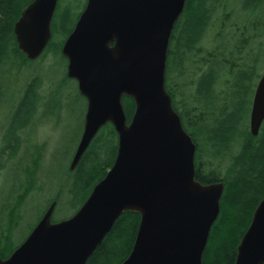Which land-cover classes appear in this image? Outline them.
I'll use <instances>...</instances> for the list:
<instances>
[{"label": "water", "instance_id": "water-1", "mask_svg": "<svg viewBox=\"0 0 264 264\" xmlns=\"http://www.w3.org/2000/svg\"><path fill=\"white\" fill-rule=\"evenodd\" d=\"M187 1L88 0L62 49L67 75L88 102L70 169L108 123L119 138L115 162L71 218L54 223V202L0 264H87L125 212L140 214L141 221L122 264H203L225 183L196 179L197 146L166 88L171 37ZM58 3L33 0L15 23L18 47L29 60L40 58L49 45ZM124 96L136 104L129 123ZM263 123L264 74L250 115L254 137ZM235 264H264V199Z\"/></svg>", "mask_w": 264, "mask_h": 264}, {"label": "rangeland", "instance_id": "rangeland-1", "mask_svg": "<svg viewBox=\"0 0 264 264\" xmlns=\"http://www.w3.org/2000/svg\"><path fill=\"white\" fill-rule=\"evenodd\" d=\"M219 3L215 6L211 26L200 43L203 50L201 53H191L184 67H180L176 57H171L166 83L169 91L176 96L180 112L183 111V102L188 106L198 105L197 96H201L204 116L187 112L185 119L188 123H185V127L199 144V153L205 161L215 162L213 168L221 172V177H225L236 169V157L243 148L242 144L247 142V129L250 131L251 104L249 106L247 102L253 98L255 82L251 71L257 70L260 75L264 73V24L259 19L264 13V4L253 12L250 10L253 0H220ZM86 5L87 0H60L52 23V38L43 56L29 60L25 65L19 62L13 75H8L12 84L9 94L0 102L2 259L23 244L54 202L56 209L53 222L57 223L71 218L87 200L88 192L77 193L78 171H71L70 164L83 135L88 104L79 90L78 82L68 77V61L62 52L65 41ZM184 13L181 21L176 24V34L185 32L188 15ZM244 26L248 33L247 39H244L248 41V54H243V59L235 58V55L237 64L234 67L231 66L234 60L229 65L213 62V73H218L220 79L215 82L209 94L200 91V82L209 70L205 59H214L213 54L218 53L219 60L220 52H217V48L222 43L223 35L231 33L233 37L230 35L229 38L234 41V34H242ZM255 30L259 33L258 38L254 37L250 41ZM229 38L225 36L223 42L227 43ZM179 47L176 42L170 45L172 50H178ZM243 64L249 65L251 69L250 79L245 82L251 81L253 85L241 111L239 133L232 143L230 141L228 153L222 147L221 155L215 159L216 150L208 142L206 125L210 126L211 116H228L233 112L234 100L230 98L237 92V74L244 68ZM180 70L184 71L182 75ZM35 78L40 79V87L35 90V103L32 106L30 101L29 106L32 108L26 111L24 102L28 97L24 94ZM195 125L198 127L195 128ZM106 126L101 133L112 130L111 127L105 129ZM262 129L263 126L260 134ZM206 176L212 177L207 171ZM26 191L28 194L22 200L21 195Z\"/></svg>", "mask_w": 264, "mask_h": 264}, {"label": "trees", "instance_id": "trees-1", "mask_svg": "<svg viewBox=\"0 0 264 264\" xmlns=\"http://www.w3.org/2000/svg\"><path fill=\"white\" fill-rule=\"evenodd\" d=\"M257 1L259 2L255 6L256 10L260 6L262 7L264 0ZM32 2L33 0H0V102H2L3 97L9 94L10 85L12 84L8 75H13V70L18 66L19 62L25 65L29 61L18 47L14 26L24 9ZM219 2L220 0L187 1L184 11V14L188 15L185 32L176 34L177 25L175 26L170 45L176 42L180 47L178 50L169 48L168 66L171 57H176L180 67H184L185 61L187 58L189 59L191 53L194 51L201 53L203 49L200 43L203 42L207 30L211 26L212 17L216 11L215 6L220 4ZM181 18L179 21H181ZM243 34H245L246 38L247 32L243 31ZM230 35L232 34L227 33L223 36H228L229 38ZM224 37L217 48V52H220L219 60H217L218 53L213 54L214 59H205L209 70L208 74H204L199 90L207 92L206 94L211 92L210 89L220 79L218 78V73H213V68H215L213 62L229 65L234 60V65L231 64L234 67L237 64L235 58L243 59V54H248V51L244 50L246 47L243 46L245 38L240 37L238 39L239 45L237 46L234 45L232 38H229L227 43L223 42ZM243 66L244 68L237 74V92L233 98H230L234 100L233 112L228 116H211L209 118L210 126L206 125L205 130L208 131V142L216 150L215 155L222 147L227 148L230 141L239 133L238 130L242 121L241 111L251 90V87H246L243 84V82L250 79L251 69H249V65L243 64ZM251 72H253L256 83L257 78L261 77V75L258 74L257 70ZM183 73L184 71L180 70V75ZM39 80L38 78L33 79L32 83L27 87L28 91L24 94L25 97H28L27 100L24 99L26 111L32 108L29 106L30 101L32 106L36 101L35 90L38 86L40 87ZM166 87L172 95L174 106L181 115L184 127L185 123L186 125L188 123L185 119L187 112L204 116L202 111L204 105L201 103V96H197L198 105L188 106L183 102V111L180 112L176 96L169 91L167 83ZM37 97H39V94ZM225 101L227 102V98H225ZM251 102L252 100L250 99L247 104L249 103L250 106ZM123 104L129 123L135 112L136 104L134 99L128 96H124ZM108 127H111L112 130L109 133L100 132V135L93 141L86 155L75 169L78 171L77 193L84 194L88 192L87 198L93 188L106 176L116 158L117 133L110 123L107 124L105 129ZM196 127L198 126L195 125ZM245 135L247 142L244 145L242 144L243 148L238 157H236V169H233L229 176L221 177V172L214 168L209 169L212 176L210 178L200 176L202 168L197 172L196 179L199 182L201 181L205 184L225 183V190L221 199V212L212 227L203 256V264H235L238 246L251 224L257 206L264 199V124L262 133L259 136H252L248 129ZM197 145L199 146L198 143ZM27 194L28 191L21 195V199L23 200ZM140 220L141 217L137 213H124L87 264H122L131 254Z\"/></svg>", "mask_w": 264, "mask_h": 264}, {"label": "flooded vegetation", "instance_id": "flooded-vegetation-1", "mask_svg": "<svg viewBox=\"0 0 264 264\" xmlns=\"http://www.w3.org/2000/svg\"><path fill=\"white\" fill-rule=\"evenodd\" d=\"M257 2H259V1H257V0H253V5H252V7L250 8V10L251 11H253V12H255V11H257L258 10V8H257V10L255 9V6H256V4H257ZM263 4H264V2H263ZM262 4V5H263ZM263 14V15H262ZM261 15H260V21L264 24V13H262ZM256 22L254 23V29L256 28ZM238 26V25H237ZM237 31V30H236ZM243 31H245V26H244V29H243ZM243 34V33H242ZM234 34V41H236L235 43L236 44H234V45H239L238 44V39H240V37H245V34ZM258 35H259V33L255 30V33L253 34V37H251V39H250V41L254 38V37H257L258 38ZM237 36V37H236ZM247 36H248V33H247V35H246V38L245 39H247ZM239 37V38H238ZM260 37V36H259ZM250 38V37H249ZM249 38H248V40H249ZM244 42H243V46H245L246 48L244 49V50H246V51H248L249 52V49H248V45H247V43H248V41L247 40H243ZM259 83V82H258ZM258 83L256 82H254V93H253V98H252V102H251V110H250V115H251V111H252V107H253V99H254V95H255V91H256V87H257V85H258ZM243 84H244V86H246V87H251V85H253V83L251 82V81H249V82H243ZM250 133H251V131H250ZM192 136V135H191ZM259 136V135H258ZM193 137V136H192ZM235 138L236 137H234V139L232 140V142L235 140ZM194 139V138H193ZM194 142H195V140H194ZM231 142V143H232ZM196 143V142H195ZM231 143L229 144V146L227 147V148H225V151H227V153H228V151L230 150V148H231ZM196 146H197V151H196V155H195V162H196V170H197V172L199 171V169L200 168H202V173H200V176L202 175V177L204 176H206V171H207V173H210L209 172V169L211 168V166H212V168H213V164L215 163H209V162H207V161H205V159L203 158V156H202V154H200L199 152V146L197 145V143H196ZM117 148H118V138H117ZM221 155V150H219V152L217 153V155H215L214 156V158L216 159L217 158V156H220ZM197 172H196V176H197ZM207 177V176H206ZM201 182V181H200ZM202 183V182H201ZM215 183H217V182H215ZM203 184H205V183H203ZM210 184H212V183H210ZM138 214V213H137ZM140 215V214H139ZM141 217V216H140ZM141 221V220H140ZM140 225V224H139ZM139 228V227H138ZM137 232H138V230H137Z\"/></svg>", "mask_w": 264, "mask_h": 264}, {"label": "bare ground", "instance_id": "bare-ground-1", "mask_svg": "<svg viewBox=\"0 0 264 264\" xmlns=\"http://www.w3.org/2000/svg\"><path fill=\"white\" fill-rule=\"evenodd\" d=\"M13 82H14V80H13ZM5 104V103H4ZM14 105V104H13ZM13 107V106H12Z\"/></svg>", "mask_w": 264, "mask_h": 264}]
</instances>
